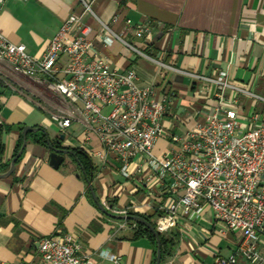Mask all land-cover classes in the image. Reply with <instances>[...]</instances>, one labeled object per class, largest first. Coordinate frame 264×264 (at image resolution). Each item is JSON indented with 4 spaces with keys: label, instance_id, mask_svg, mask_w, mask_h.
<instances>
[{
    "label": "crops",
    "instance_id": "obj_1",
    "mask_svg": "<svg viewBox=\"0 0 264 264\" xmlns=\"http://www.w3.org/2000/svg\"><path fill=\"white\" fill-rule=\"evenodd\" d=\"M92 10L94 16L84 17L91 26L92 55L103 56L116 71L133 68L139 85H153L159 98L173 95L165 133L155 143L154 153L174 147L168 134H181L202 121L214 103L217 86L193 74L216 78L224 73L229 82L245 90L237 96L241 118L258 113L264 120V0H95ZM80 11L78 0H5L0 32L40 57L67 16ZM115 14L118 18L113 22ZM126 18L134 24L152 21V39L135 38ZM100 22L150 57L184 73L127 49L106 34ZM230 94L227 89L225 97ZM70 106L67 99L15 73L0 60V165L9 166L21 147L24 127L39 128L27 133L12 173L0 178V261L32 259L37 239L69 232L97 264H112L108 254L119 256L120 264H152L157 244L145 235L134 237L133 229H117L122 220L98 209L87 178L91 175V185L103 205L113 209L133 205L131 214L147 217L152 224L157 207L168 195L160 188L148 190L144 172L133 169V177L124 178L111 154L105 160L97 157L96 152L102 151L99 139L87 134L81 119L71 123L60 144L73 154L64 155L58 168L52 167L47 144L37 139L45 133L56 146L61 133L51 113L68 112ZM162 235L172 245L160 264H213L216 253L228 255L235 248L240 233L224 231L205 207L199 220L183 218ZM258 247L264 257V236Z\"/></svg>",
    "mask_w": 264,
    "mask_h": 264
},
{
    "label": "built area",
    "instance_id": "obj_2",
    "mask_svg": "<svg viewBox=\"0 0 264 264\" xmlns=\"http://www.w3.org/2000/svg\"><path fill=\"white\" fill-rule=\"evenodd\" d=\"M78 1L80 13L67 16L40 57L29 54L24 44L14 43L0 32V60L15 73L67 99L69 111L58 110L50 117L59 133L81 119L87 134L94 133L99 139L102 151L96 152L97 157L105 160L111 154L119 162L124 178H132L134 169L139 174L144 172L148 190H165L168 196L157 207L154 221L159 234L167 233L183 218L199 220L207 207L212 221L224 231L240 233L235 248L228 255L216 253L213 264H264L258 247L259 238L264 236V120L258 113L245 120L239 115L237 96L245 90L229 82L224 73L216 78L193 74L217 86L214 103L202 121L181 134H168L174 147L154 153L155 143L165 133V116L173 95L159 98L153 85H139L133 68L116 71L103 56H93L91 26L84 17L94 16L95 0ZM4 2L0 0V11ZM117 18L115 14L112 21ZM124 22L135 38L145 42L152 39V21L134 24L126 18ZM100 23L106 34L132 52L184 73L150 57L106 23ZM227 89L232 93L229 97H225ZM104 206L116 215L131 214L135 208ZM136 227V222L122 220L117 229ZM107 258L112 264H120L115 254ZM0 264L97 263L82 250L73 234L64 232L37 239L32 259Z\"/></svg>",
    "mask_w": 264,
    "mask_h": 264
},
{
    "label": "water",
    "instance_id": "obj_3",
    "mask_svg": "<svg viewBox=\"0 0 264 264\" xmlns=\"http://www.w3.org/2000/svg\"><path fill=\"white\" fill-rule=\"evenodd\" d=\"M38 129L39 128H32L29 126H26L22 129L23 141H22L21 147L19 148L17 153L11 158V160L9 162L8 169L4 172H0V178H6L12 173L14 166H15V162L20 157V155L22 154V151L26 145L27 133L30 131H37ZM63 139H64V135L60 134L58 136L57 141H56V146L50 141V139H48V138L46 139L47 147L50 150L49 164L54 168L59 167V165L62 163V161L64 159V155H66V154L72 155L73 154L71 150L63 148L60 146L61 141H63ZM87 185H88V188L90 190L92 199L100 211H102L103 213H105L108 216H111V217H114L117 219L132 220V221L142 225L145 229H148L149 231H151V233L155 237L156 244H157L155 264H160V259H161L160 234L155 230L154 225L150 221H148L147 219H145L144 217H142L140 215H136V214L116 215V214L110 213L107 210V208L98 200V198L94 192V189L91 185V175H90V178H87ZM108 207L110 208L111 206L109 205Z\"/></svg>",
    "mask_w": 264,
    "mask_h": 264
},
{
    "label": "trees",
    "instance_id": "obj_4",
    "mask_svg": "<svg viewBox=\"0 0 264 264\" xmlns=\"http://www.w3.org/2000/svg\"><path fill=\"white\" fill-rule=\"evenodd\" d=\"M46 139H47V136L45 135V133H42L41 136H40V138L37 139V141L40 142V143H46ZM19 145H20V143L16 147L15 153L18 150ZM2 152H3V147L0 144V159H1V156H2ZM7 168H8V164L0 165V171L1 172L6 171ZM142 217H144V216H142ZM144 218L147 219L148 221H150L147 217H144ZM141 235L147 236L152 241V243L154 245H156L155 237L151 233V231H149L148 229H145L142 225H140V224L137 223L136 229L133 230V236L134 237H137V236H141ZM160 245H161V261H162L163 258H164V256L170 251V247L172 245V241L169 240V239H167V238H165V237H163V235L160 234ZM154 256H155V252H154ZM154 263H155V257L153 259L152 264H154Z\"/></svg>",
    "mask_w": 264,
    "mask_h": 264
}]
</instances>
